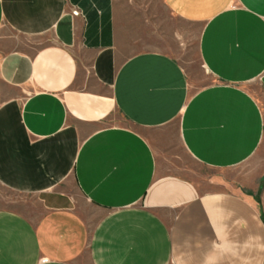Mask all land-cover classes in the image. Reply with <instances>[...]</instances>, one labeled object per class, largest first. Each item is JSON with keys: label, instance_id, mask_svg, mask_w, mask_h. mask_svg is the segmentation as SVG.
Listing matches in <instances>:
<instances>
[{"label": "crops", "instance_id": "1", "mask_svg": "<svg viewBox=\"0 0 264 264\" xmlns=\"http://www.w3.org/2000/svg\"><path fill=\"white\" fill-rule=\"evenodd\" d=\"M83 257L264 264V0H0V264Z\"/></svg>", "mask_w": 264, "mask_h": 264}, {"label": "rangeland", "instance_id": "2", "mask_svg": "<svg viewBox=\"0 0 264 264\" xmlns=\"http://www.w3.org/2000/svg\"><path fill=\"white\" fill-rule=\"evenodd\" d=\"M160 12L163 14L165 19H168L169 24H175V26L182 28L183 32H185V38L181 39V50L178 48L176 49L175 54L179 58L180 62H182L183 67L185 70L189 71L191 74V81L194 87L198 86L199 84L205 83L208 84L211 81L210 74H206L202 71L201 67L199 66V58L196 56V44H195V37L197 35V25L196 24H188V23H178L176 20H173L169 17H167V13L161 9ZM181 25V26H180ZM169 41V38L167 39H158L157 42L162 48H165V50H174L173 45L167 46ZM163 43V44H162ZM162 44V45H161ZM166 44V45H164ZM180 50V51H179ZM173 132V131H172ZM172 132L170 138H172ZM173 141V138H172ZM173 143V142H172ZM174 151L176 152L177 158L174 163V167L169 168L171 171H176L181 173L182 175H193L201 173H206L209 170L195 164V162L191 159L192 157L182 150V148L179 146L178 141L173 143ZM81 264H90V262L83 257L81 260Z\"/></svg>", "mask_w": 264, "mask_h": 264}]
</instances>
